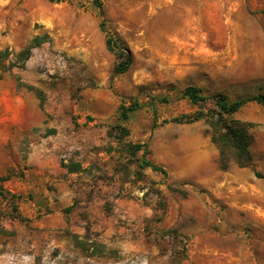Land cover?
I'll use <instances>...</instances> for the list:
<instances>
[{"label":"rangeland","instance_id":"1","mask_svg":"<svg viewBox=\"0 0 264 264\" xmlns=\"http://www.w3.org/2000/svg\"><path fill=\"white\" fill-rule=\"evenodd\" d=\"M101 2L0 0V50L50 37L0 78V264H264V107L233 115L246 167H220L203 120L170 121L200 110L190 85L264 94V0Z\"/></svg>","mask_w":264,"mask_h":264},{"label":"trees","instance_id":"2","mask_svg":"<svg viewBox=\"0 0 264 264\" xmlns=\"http://www.w3.org/2000/svg\"><path fill=\"white\" fill-rule=\"evenodd\" d=\"M49 1L59 2L60 0ZM93 2L97 7L101 8V0H93ZM100 28L102 31L106 32L107 48L110 51L116 52L119 58L114 73L122 74L126 72L131 63L130 52L127 48L122 46L116 38L106 31L103 20L100 23ZM49 41V35L44 34L43 36L34 37L26 47L18 52H13L9 48L0 50V78L5 72L12 70V68L18 64L24 65L33 48ZM29 89H34V87L29 86ZM182 94L192 104L199 106L200 110L179 117H174L170 121L177 123H193L203 120L208 126V134L211 141L219 150L220 167L222 169H226L230 161L235 162L239 167L251 166L252 156L249 151V129L252 124L236 120L233 118V115L248 103H256L264 107V94L229 101L225 95L220 93L210 96L204 95L200 87L193 85L187 86ZM40 99L42 100L41 96ZM153 99L162 103L168 102V98L164 96ZM150 105L152 106L153 112L156 113L154 102ZM142 106L143 105L137 100L130 101L128 106L122 104L121 115L125 118L128 112L140 109ZM115 129L119 131L121 137L128 133L127 129L122 126ZM126 146L128 152L132 155L143 148L142 157L138 164L140 169L150 168L153 171L160 172L164 175L166 174L163 167L146 158L148 152L145 144L128 143ZM68 171L75 172L77 169L76 167H68Z\"/></svg>","mask_w":264,"mask_h":264}]
</instances>
